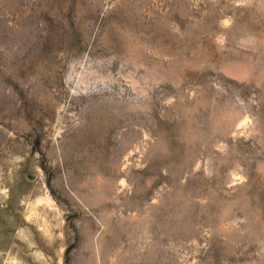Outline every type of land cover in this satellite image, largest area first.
I'll use <instances>...</instances> for the list:
<instances>
[{
  "label": "rangeland",
  "instance_id": "374dc122",
  "mask_svg": "<svg viewBox=\"0 0 264 264\" xmlns=\"http://www.w3.org/2000/svg\"><path fill=\"white\" fill-rule=\"evenodd\" d=\"M0 264H264V0H0Z\"/></svg>",
  "mask_w": 264,
  "mask_h": 264
}]
</instances>
